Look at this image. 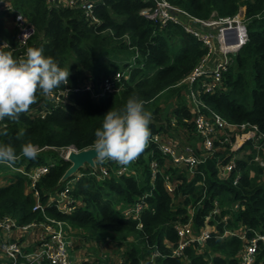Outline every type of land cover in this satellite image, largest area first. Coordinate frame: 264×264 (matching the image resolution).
Returning a JSON list of instances; mask_svg holds the SVG:
<instances>
[{
	"label": "trees",
	"instance_id": "obj_1",
	"mask_svg": "<svg viewBox=\"0 0 264 264\" xmlns=\"http://www.w3.org/2000/svg\"><path fill=\"white\" fill-rule=\"evenodd\" d=\"M10 1L9 11L0 10V34L5 33L2 21L20 11L35 28L27 48L35 47L36 43L42 45L45 56L53 57L61 68H69V88L88 83L90 89L70 90L65 102L54 105L39 97L18 123L0 121V131H7L6 136L0 135V143L19 152L21 144L30 142L39 150L36 159L22 158L14 167L28 171L48 165V171L35 185L44 209H33L36 201L33 192L25 191L29 184L27 176L12 170L10 183L0 186V217L11 216L20 226L42 221L44 215L61 221L76 236L84 235L83 240L88 237V246H98L94 249L98 251L95 264L103 263L105 250L101 248L105 249L107 241L114 243L118 252L114 259L116 263L121 260V264H226V261L236 264L235 256L243 241L237 235L219 238L223 229L243 227L247 236L254 231L264 233V180L260 177L263 170L247 162L248 156L235 159L236 168L231 172L221 173L218 168L234 161V157L230 146L216 143L214 154L199 163L188 179L185 176L186 172L190 174L188 169L169 166L159 144L150 140L140 157L125 166L126 171L120 175L115 171L121 166L109 161L104 163L109 170L104 178H97L86 165L76 175L61 181L70 163L55 149L92 147L103 116L111 108H122L130 96L146 101V110L158 119L168 112L159 108L160 100L176 95L178 104L171 105V111L163 116L165 124H156L152 118L150 129L151 137L159 135L162 143L171 144L175 138L177 148L194 144L187 134L196 137L190 92L206 107L202 111L207 115L216 113L227 122L255 124L264 131V0H167L202 20L233 16L244 6L247 40L232 56L217 86L221 88L214 92L203 91L202 86L210 80L206 75L183 83L206 55L205 44L181 24H160L144 16L141 10L150 6V1L101 0L94 8L98 24L87 22L80 9L45 0ZM201 31L211 30L203 27ZM12 35L7 34L8 47L1 51L15 58L24 56L26 50L19 53L13 49L16 40ZM117 72L122 73L115 84L117 89L100 96L103 79ZM181 93L189 104L179 99ZM41 108L45 111L43 117L39 113ZM21 129L25 134L17 139ZM232 139H236V132ZM248 148L253 152L250 143L244 142L237 152ZM152 161L158 163L154 174ZM0 170L11 171L3 164ZM237 172L240 177L233 184ZM167 176L177 185L171 194L164 185ZM67 185L76 202L71 213L59 210L54 201L48 202L50 195ZM140 199L144 207L138 218L123 215L122 211ZM234 204L238 205L237 210H233ZM189 218L196 233L208 222H215L217 229L201 247L195 242L182 256H171L168 246L174 248L178 243L175 225ZM81 258L83 264L89 263L83 252ZM255 264H264V244L259 245Z\"/></svg>",
	"mask_w": 264,
	"mask_h": 264
},
{
	"label": "built area",
	"instance_id": "obj_2",
	"mask_svg": "<svg viewBox=\"0 0 264 264\" xmlns=\"http://www.w3.org/2000/svg\"><path fill=\"white\" fill-rule=\"evenodd\" d=\"M57 6H64L71 9L83 10L85 18L89 23H99V18L95 14V7L101 0H45ZM152 2L150 6L141 10V13L147 18L156 23L164 24L167 22L181 24L182 27L189 33L193 34L197 39L201 40L208 51L203 57L200 65L194 69L192 74L186 78L189 83L201 76L206 75L210 77L203 86L204 92H211L218 86L219 80L223 73L228 69L232 56H235L240 48L247 40L246 18L243 12V17L237 18L234 16L219 17L216 19L202 20L190 15L184 9L170 4L167 0H146ZM10 0H0V10L9 11L11 7ZM238 14V13H237ZM16 28V46L20 52L26 50L30 39L35 35V28L29 24L25 16L20 11H15L10 18ZM203 27H208L210 32H202ZM122 73L117 72L113 76L103 79L99 95L105 93H112L117 88L115 84L121 80ZM79 89L88 90L90 85L82 83L80 87L69 88L65 85L62 90H55L54 98L47 100L50 103L60 104L65 102L68 92H74ZM192 107L194 111L193 117V131L200 140L198 145L185 144L183 147L177 148L173 143H162L159 135H153L150 140L157 142L161 153L167 159V163L172 167H186L189 173H194L196 166L204 161L209 155L216 151V143L220 145H228L232 148H240L244 142L250 143L253 149H243V153L239 157L234 156V161H229L218 169L222 173H229L236 168L235 159L248 156L247 162H253L258 165L263 172L260 177L264 180V131H260L255 124L250 123H230L221 118L220 115L212 113L207 115L202 109L205 106L197 99L193 92H190ZM40 116L43 117L45 111L40 109ZM234 132H236V139L233 140ZM47 148V147H45ZM64 159L70 149L78 151L73 147H67ZM219 150V149H218ZM217 150V151H218ZM39 151V150H38ZM64 151V150H63ZM97 162V163H96ZM107 163V162H106ZM151 169L153 174L158 170L157 161L151 162ZM16 168L18 172L25 174L29 180V187L35 197V205L33 209H44V205L39 200V193L36 189V182L39 177L48 171V165L42 164L32 167L25 171L19 167ZM92 173L97 178H104L108 175V168L98 161H95V166L92 168ZM126 171L125 166L118 167L115 171L120 175ZM78 176H80L78 174ZM240 177V172H237L233 178V184H236ZM165 189L171 194L174 193L176 184L170 179L164 183ZM69 185L64 190H61L56 196L55 204L57 208L65 213H71L76 208L75 200L69 195ZM48 202H51V200ZM144 201L142 199L136 201L132 207L122 211L123 215H133L138 218L140 212L143 210ZM238 205H233V210H237ZM217 211V209L215 210ZM192 214V213H191ZM226 217L223 218V221ZM208 221V220H206ZM205 221V222H206ZM61 221H54L53 219L44 215L42 221H32L26 225H18L11 216L0 217V264H83L82 261L71 258L68 253L70 241L67 240L61 230ZM192 218L185 222L175 225L176 234L178 236V243L176 247L172 248L169 245V252L171 256H182L185 249L193 243L202 244L210 238L211 233L216 228L215 222H208L207 225L200 230L199 233L194 231L192 227ZM247 230L243 227L237 229L224 228L219 238H229L237 235L243 241V246L236 254V264H255L256 256L258 254L259 245L264 244V233L254 231L251 236L246 235ZM24 234V236H23ZM72 244V243H71ZM202 252V249L199 250ZM88 264H95L88 261ZM104 264V261L103 263ZM116 264H121L119 260Z\"/></svg>",
	"mask_w": 264,
	"mask_h": 264
},
{
	"label": "clouds",
	"instance_id": "obj_3",
	"mask_svg": "<svg viewBox=\"0 0 264 264\" xmlns=\"http://www.w3.org/2000/svg\"><path fill=\"white\" fill-rule=\"evenodd\" d=\"M69 75V68H61L53 57L45 56L43 48L29 47L19 58L0 51V121L18 123L39 97L54 98L55 90L69 83ZM145 104L146 101L130 96L122 108H111L103 116L102 127L96 129L92 145L98 162L128 166L145 151L152 135V113ZM24 134L21 129L17 139ZM0 135L6 136L7 131H0ZM38 155L37 147L30 142L21 144L19 152L0 143V164L8 167L22 158L34 160Z\"/></svg>",
	"mask_w": 264,
	"mask_h": 264
},
{
	"label": "rangeland",
	"instance_id": "obj_4",
	"mask_svg": "<svg viewBox=\"0 0 264 264\" xmlns=\"http://www.w3.org/2000/svg\"><path fill=\"white\" fill-rule=\"evenodd\" d=\"M244 6H242V7H240L239 8V11L235 14V16L237 17V18H241V17H243V12H244ZM234 16V15H233ZM2 26H3V28H4V30H5V33H1L0 34V51L2 50V49H5V48H7L8 47V42H7V34L8 33H12L13 35H12V38H14V41H15V34H16V28L15 27H11V23H10V21H9V18H7V20L6 19H4V22L2 21ZM46 43H48V42H46ZM35 47H40V48H43L44 49V47L42 46V45H40V44H38V43H36L35 44ZM27 48V47H26ZM13 49H15V44L13 45ZM18 50V49H17ZM19 51V50H18ZM19 53H21L20 51H19ZM222 80H223V76H221V78H220V80H219V83H221L222 82ZM185 82H188V80H185L183 83H185ZM216 88L217 89H219V88H221V87H215V89L213 90V91H211V92H214L215 90H216ZM176 99H177V97H176V95L174 94H172V95H169L167 98H163V99H161L160 100V103H159V108H161L162 110H164V109H167V111L168 112H166V113H164L160 118H156V117H154V116H156V115H153L152 116V118H154L153 119V121L156 123V124H159V123H162V124H165V120L164 119H162V118H164L163 116H165V115H167L170 111H171V105H177L178 104V101H177V104H176ZM181 101L183 100V101H185L186 103H188L189 104V99L188 98H186V100H185V98L182 96V93H181V96H180V98H179ZM191 106H192V104H191ZM160 116V115H159ZM171 119V118H170ZM170 135H171V133H169ZM197 137V136H196ZM196 137H194V136H192V135H189V134H187V138H191V140H193L192 142L194 143V145H196V144H199V142H200V140L199 139H197ZM174 139L175 138H173L172 139V142H173V144H175V141H174ZM176 140V139H175ZM186 144H188V143H186ZM176 145V144H175ZM185 145V144H184ZM183 146V145H182ZM67 147L66 148H57V149H55V150H57V152H58V155L59 156H64L65 155V152L67 151ZM217 149H218V147H217ZM240 148H235V146H233V152H234V156L235 157H239L242 153H243V149L242 150H240L239 152H237L238 150H239ZM64 150V151H63ZM48 160V162H52L51 161V159H47ZM87 166L85 165V166H83V168H86ZM23 167H19V169H22ZM82 168V169H83ZM10 170H11V172H10V174L12 175V170L13 171H17V169L16 168H10ZM9 172H7V171H2V170H0V186H4V185H7L8 183H10V181H6L7 179H8V177L9 176H11V175H9L8 174ZM191 174H193V173H190V174H188L187 172H186V177L188 178V179H190V177L192 176ZM7 177V178H6ZM167 177H170V176H167ZM179 181V183L181 184V181H180V179L178 180ZM177 186V185H176ZM190 206H192V205H190ZM72 235L74 236V239H76L78 236H76L74 233H72ZM89 235V234H88ZM68 236V235H67ZM79 240H80V242H79V244H77V246L76 247H69L68 248V253H69V255H70V257L71 258H75L74 257V255L75 256H77V257H79V254H78V246L80 247V249H81V251L83 252V256H87L88 257V261H92V262H94V261H96V259H97V257H96V253H98V251H94V249H97V247L98 246H96L95 247V245H90V246H88V244H89V241L90 240H88V237H86V239L87 240H83L84 238H85V236L84 235H79ZM108 242V244H105V245H103L104 247H105V249H103V248H101L102 250H105V255H104V257H103V260H104V262H106V264H115L116 263V261H115V257L117 256V255H115V254H117L118 252H117V249L116 248H114V243H111V241H107ZM72 243V242H71ZM110 243V244H109ZM111 245V246H110ZM103 253V252H102ZM222 257H224V256H222ZM114 259V260H113ZM235 260H236V256H235ZM226 264H229L228 263V261H226Z\"/></svg>",
	"mask_w": 264,
	"mask_h": 264
},
{
	"label": "water",
	"instance_id": "obj_5",
	"mask_svg": "<svg viewBox=\"0 0 264 264\" xmlns=\"http://www.w3.org/2000/svg\"><path fill=\"white\" fill-rule=\"evenodd\" d=\"M96 153L92 147L74 151L70 149L67 157L64 160L70 163L69 167L65 170L61 177V181L69 179L71 176L76 175L83 166L87 165L94 168L96 161Z\"/></svg>",
	"mask_w": 264,
	"mask_h": 264
},
{
	"label": "crops",
	"instance_id": "obj_6",
	"mask_svg": "<svg viewBox=\"0 0 264 264\" xmlns=\"http://www.w3.org/2000/svg\"><path fill=\"white\" fill-rule=\"evenodd\" d=\"M9 21H10V23H11V25H13V23H12V21H11V19L9 18ZM10 172L11 171H9V175H11L10 174ZM12 176V175H11ZM11 176H9L8 177V179L6 180V181H8L9 180V178H11ZM7 178V177H6ZM25 191L26 192H29V191H31V189H30V187H29V184L26 186V188H25ZM58 195V193H55V194H52V195H50V197H49V201L51 200V202L52 201H56V196ZM60 224H61V230H62V234H64L65 235V237L67 238V240H69L70 241V247H76L77 246V244H79V238L77 237L76 239H74V236L72 235V231H70V228H69V226L68 225H66L65 223H63V222H60ZM68 235V236H67ZM23 236H24V234H23ZM71 242H72V244H71ZM78 254H79V257H77V256H75L74 255V257L76 258V260H80V259H82L81 258V255H82V251H81V249H80V247L78 246Z\"/></svg>",
	"mask_w": 264,
	"mask_h": 264
}]
</instances>
